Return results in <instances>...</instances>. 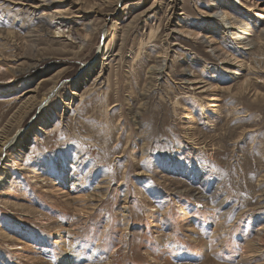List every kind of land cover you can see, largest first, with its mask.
Here are the masks:
<instances>
[{
    "label": "rangeland",
    "instance_id": "374dc122",
    "mask_svg": "<svg viewBox=\"0 0 264 264\" xmlns=\"http://www.w3.org/2000/svg\"><path fill=\"white\" fill-rule=\"evenodd\" d=\"M263 29L264 0H0V264H264Z\"/></svg>",
    "mask_w": 264,
    "mask_h": 264
},
{
    "label": "bare ground",
    "instance_id": "6f19581e",
    "mask_svg": "<svg viewBox=\"0 0 264 264\" xmlns=\"http://www.w3.org/2000/svg\"><path fill=\"white\" fill-rule=\"evenodd\" d=\"M223 3V2H222ZM216 7V6H215ZM213 15L215 16V17H221V20L222 21H226V22H224V26H225V28H234L235 29V32L233 33V34H236L237 33V31H240V33H243L244 31L243 30H246V29H244V27L247 25V23H245L244 22V20H233L232 22H230V21H227V20H229V19H227V17H228V14H226V12H223L221 9H216L214 12H213ZM260 19L261 18H263L262 16L261 17H259ZM235 24H238V25H236V27H234L235 26ZM175 27V26H174ZM179 29V28H178ZM91 31V30H90ZM90 31H86V33H85V35L84 36H81L80 37V46H82L83 45V43H84V41L86 40V38L88 37V32H90ZM179 33V32H178ZM262 33L264 34V29L262 30ZM238 37H239V35H238ZM79 38V37H78ZM244 37H241L240 39H243ZM246 38H248V37H246ZM245 39V38H244ZM204 42H206L205 40H204ZM245 44H247V43H245ZM208 47H209V50L213 53V54H215V50H213L212 48H211V46L210 45H208ZM247 48H249V47H247ZM101 54V53H100ZM223 60L222 61H225L226 63H228L229 65H231V62H230V60H228V59H230L229 58V56H227V55H224L223 54V58H222ZM162 68V65L160 64V63H158L156 66H153V70L154 69H156V70H160ZM91 69V66H88V65H86V64H84L83 66H81V69L79 70V76H78V78L81 76H84L85 75V73H88L89 72V70ZM53 89V90H52ZM52 90V92L55 90V86L54 87H52V88H50L49 89V91H48V96H50L51 94L49 93L50 91ZM50 98V97H49ZM43 104H45V101L42 103V105ZM40 109H41V107H40ZM5 133V132H4ZM4 137V136H3ZM4 139H6V138H4ZM0 141H1V146H0V151L1 150H4L5 149V145H4V143H5V141L6 140H4L3 141V139H0ZM3 141V142H2ZM8 142V141H7ZM9 145V144H8ZM254 244V246H255V244H259V242H256V243H253ZM252 244V245H253ZM251 249V244L249 243V244H247L246 246H245V252H250L249 250ZM255 249V248H254ZM257 250V249H256ZM249 255H250V253H249ZM249 257V256H248ZM76 257L75 256H71V257H65V256H62L61 257V259H60V261L62 262V264H74L75 262H76Z\"/></svg>",
    "mask_w": 264,
    "mask_h": 264
}]
</instances>
